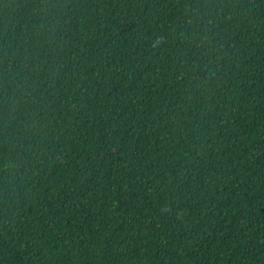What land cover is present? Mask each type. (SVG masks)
Listing matches in <instances>:
<instances>
[{
    "label": "trees",
    "instance_id": "trees-1",
    "mask_svg": "<svg viewBox=\"0 0 264 264\" xmlns=\"http://www.w3.org/2000/svg\"><path fill=\"white\" fill-rule=\"evenodd\" d=\"M0 264H264V0H0Z\"/></svg>",
    "mask_w": 264,
    "mask_h": 264
}]
</instances>
